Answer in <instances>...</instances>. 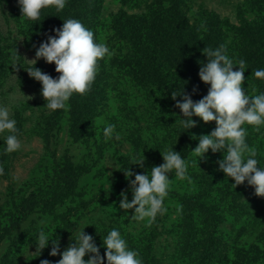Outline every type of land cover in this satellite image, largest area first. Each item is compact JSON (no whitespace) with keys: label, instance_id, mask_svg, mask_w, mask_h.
Returning a JSON list of instances; mask_svg holds the SVG:
<instances>
[{"label":"rangeland","instance_id":"374dc122","mask_svg":"<svg viewBox=\"0 0 264 264\" xmlns=\"http://www.w3.org/2000/svg\"><path fill=\"white\" fill-rule=\"evenodd\" d=\"M260 1L100 0L102 19L98 34L100 42L112 52L105 58L109 67L113 66L114 77L109 79L104 94L96 96L92 114L95 117L89 118L86 123L90 127L83 129V116H74L80 105V102H72L74 95L66 102V107L48 109L41 95V83L26 71L34 67V62L26 59H35L39 44L49 35H55L53 29L62 26L66 3L60 10L55 5L46 6L41 16L33 20L21 16L18 0H2L0 53L3 51L9 56L4 62L0 56V103L10 106L22 147L14 152L6 151L3 136L7 133L0 134V264H40L42 259L58 261L59 252L56 256L49 254L51 244L40 250L39 255L35 239L41 227L50 239L54 236L59 239L60 252L73 242L71 234L85 227L84 232L92 235L99 246L103 264L107 261L102 239L113 227L131 242L130 248L138 250L150 245L151 252L155 253L152 256L179 264L187 260L176 258L184 243L191 240V246L198 248V231L205 226L226 244H236L237 237H245L247 234L242 228H249L251 235L250 222L258 225L257 229H264V197L254 191L242 194L237 202L231 199L223 204H220V196L213 200L207 193H200L199 175L203 173L218 171L224 181L222 185L234 181L219 170L218 157L199 160L196 153L184 156L191 180L177 177L175 170L169 172L171 183L164 199L167 211L163 214L150 222L147 217L131 222L134 209L127 210L125 215L119 203L122 191L129 201L132 199L129 181L135 174L163 163L161 152L170 148L181 152L180 118L183 114L176 107V100L158 85L166 58L159 40L153 43L154 38L162 35L160 25L168 15L166 11L172 12L176 7L194 21L221 19L232 27L242 22L255 29L264 17V5ZM121 10L137 14L132 26L141 30L145 26L139 39H146L145 48L149 44L151 60L159 66L158 77L152 74L153 80L150 78L146 85L136 81L131 72L137 54L135 42L128 44L122 38L121 29L111 28V14L114 16ZM232 27L230 38L236 36ZM206 30L213 33V29ZM35 67L53 78L58 77L51 72L55 64L43 58L36 61ZM167 81L174 87L175 80L165 79ZM242 87L249 95L260 91L245 75ZM54 113L58 115L54 126H50L47 116ZM107 124L115 125L114 132L119 133V139L105 136L103 129ZM215 127L216 124L196 122L190 135L198 141L200 135L210 134ZM246 127V141L256 149L258 162L264 166V125L259 131L253 125ZM73 129L80 131L72 132ZM142 155L143 166L136 163ZM127 168L133 173L128 178L123 171ZM249 187L245 181L236 185L234 191H239L236 192L239 195ZM215 205L217 210L213 209ZM244 206L248 212H244ZM188 234L192 239H187ZM254 235L251 241L259 242V235ZM90 255L86 253L84 259ZM166 257L170 260H165Z\"/></svg>","mask_w":264,"mask_h":264},{"label":"clouds","instance_id":"9594fccd","mask_svg":"<svg viewBox=\"0 0 264 264\" xmlns=\"http://www.w3.org/2000/svg\"><path fill=\"white\" fill-rule=\"evenodd\" d=\"M65 3L66 0H18L21 16L33 20L41 16V10L46 6L55 5L57 10H60ZM53 31L55 35H49L47 40L42 41L36 48L35 59H26L34 62V67L26 71L41 83L44 106L55 110L66 107V102L74 93L83 94L90 89L98 70V62L112 55V52L105 43L98 42L93 30L77 18L64 19L62 26ZM203 52L207 62H201L199 77L210 85L207 94L194 102L182 90L179 95H182L183 99L176 101V107L183 114L180 122L187 129L195 125L196 121L192 119L194 115L204 122L215 121L216 124L210 134L198 137V144L192 151L198 155L199 160L204 158L209 149L213 153L221 152L219 170L225 173L226 177L233 179V189L247 181L248 185L254 187L257 196L264 197V166H260L258 162L256 149L250 147L246 141V125L255 126L257 131L264 125V91L256 95L248 94L247 89L242 87L246 61H234L227 55L223 44ZM40 58L54 63L59 76L53 78L35 67ZM234 67L236 70H233ZM254 74L257 78L264 79V67L255 69ZM171 95L174 100L178 96L175 91ZM16 124L10 106L0 103V134L7 133L3 140L8 152L17 151L22 147V142L16 134ZM114 129L115 125L107 124L103 132L106 137L119 139V133L114 132ZM161 155L163 163L135 174V178L129 181L132 193L130 201L125 192L120 193V208L125 210V215L127 210L134 209L131 222L146 217L150 222L158 214L167 211L164 199L170 188V171L175 170V175L181 179L191 180L187 171L188 165L181 152L170 148L161 152ZM143 160L144 157L136 163L143 166ZM123 171L126 178L133 175L130 168ZM84 228L75 235L71 234L73 242L60 252L59 239L55 236L50 239L45 228L41 227L35 239L39 255L40 250L51 244L49 254L56 256L59 252L60 259L55 262L42 259L40 264H103L104 258L99 253V246L92 235L84 232ZM101 246L105 248L104 257L107 264H143L139 253L129 247L118 228L113 227L107 232ZM86 253L91 254L87 260L84 259Z\"/></svg>","mask_w":264,"mask_h":264},{"label":"trees","instance_id":"16d2710c","mask_svg":"<svg viewBox=\"0 0 264 264\" xmlns=\"http://www.w3.org/2000/svg\"><path fill=\"white\" fill-rule=\"evenodd\" d=\"M99 1L100 0H66V19H79L86 27L93 30L94 36L98 42H100L101 38L98 34V29L102 19V6ZM260 2L264 5V0ZM166 13L168 15L163 18V22L160 25L162 35L153 39V43L157 42L158 39V44L164 46L162 53L164 54V58H166V62L165 65L162 66V79L158 84L162 91L170 95L175 91L176 95H178L175 98L176 101L183 99V96L179 95L182 90L183 93L189 95L194 102L200 100L207 94L208 88L210 87V85L204 83L199 77L201 62H207V57L203 51L208 48H216L221 44L225 46L227 55L234 61H238L239 59H244L246 61L244 75L251 79L254 86L260 90L259 92L264 91V79L257 78L254 74L255 69L264 67V17L259 20L258 26L253 29L249 27V24L246 25L247 23L242 22L232 27V24L221 19H211L210 22L206 20L194 21V19L191 20L186 16L185 11L177 9L176 7H174L172 12L166 11ZM110 18L111 28L121 29L120 33L122 34V38L128 44H133L135 42L137 54L134 61L135 66L131 69V72L134 79L140 84H148L150 78L153 80L151 75L157 74L158 77L160 70L155 61L151 60V54L148 53L150 50L148 47L149 44L145 48L147 44L146 39H139L143 33L145 26L142 25L144 24L141 25L143 27L142 30L139 28L137 29V26L133 28L132 23L134 19L137 18V14H131L126 10H121L114 16L111 14ZM231 27L232 30L236 31V36L230 38L229 29H231ZM206 29H213V33L208 32ZM43 35L45 36V33ZM238 36L239 39L237 40ZM0 56L2 62H4L9 55L1 51ZM106 60V58H102L98 62V70L90 89L83 94H73L74 97L72 102H80L74 116L77 118L83 116L81 125L83 129L89 128L90 124L86 123V121L89 118L92 119L95 117V115L92 116V114L94 111V101L97 100L96 96L104 94L105 88L109 85V79L114 77V75L111 74L113 66L109 67ZM233 70H236V67H234ZM51 72L59 76V73L56 72L55 69H51ZM165 79L175 80L174 87H172L168 81L165 82ZM58 113L47 116L48 125L54 126L55 118ZM192 119L198 123H211L212 126L215 125V121L204 122L195 115ZM78 129H80V127H78ZM77 131L80 130H72V132ZM190 131L191 128L187 129V127L182 124L179 141L181 144V155L183 157L193 154L194 152L192 149L198 144V141L191 137ZM262 147L264 149V143H262ZM207 157L212 159L218 157L221 159L222 153L219 151L213 153L209 149L201 160ZM199 179V186L201 187L200 193H207L213 200L215 197L218 198V196H220V204L228 203L231 199L233 202H237L242 194L254 191V187L250 186L246 191L236 195V192L238 193L239 191H234L231 184L226 183L227 185H222L224 181L218 171L203 173L199 175ZM68 192L69 191H67L66 194ZM53 201L56 200L54 199ZM217 205H215L213 209L217 210ZM243 208L244 212H248L245 206ZM218 210L220 211V209ZM70 218V216H67V219L72 220ZM249 224L251 226L250 233H252L253 236H255L254 234L259 235L257 238L259 242L254 243V240L251 241L252 239L250 238L252 234H248L249 228H242V232H246L247 235L245 237H237L236 244H226L210 229V227L205 226L201 231H198L199 238L196 241V246H198V248L191 246V240L186 241L176 255V258H187L182 264H264V229H257L258 225L254 226V222H250ZM188 235L190 236L187 239H192V235ZM202 235H204V237H202ZM127 243L130 245L131 242L128 241ZM136 251L139 253L143 264H179L177 261L173 260V256V261L168 263L164 261V258L161 260L152 256V254L155 253L151 252L150 245L142 246ZM165 260H170V258L166 257Z\"/></svg>","mask_w":264,"mask_h":264}]
</instances>
